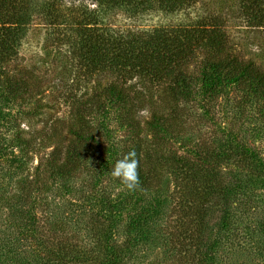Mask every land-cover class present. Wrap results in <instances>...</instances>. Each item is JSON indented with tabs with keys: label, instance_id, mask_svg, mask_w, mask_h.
<instances>
[{
	"label": "trees",
	"instance_id": "1",
	"mask_svg": "<svg viewBox=\"0 0 264 264\" xmlns=\"http://www.w3.org/2000/svg\"><path fill=\"white\" fill-rule=\"evenodd\" d=\"M238 1L241 19L264 27V0ZM194 2L95 0L96 8L81 15L78 39L71 43L75 65L88 79L106 73L105 84H96L102 86L96 97L98 103L80 104L73 121L66 124L68 136L59 139L61 134L55 135L53 147L39 156L30 173L28 167L23 170V162L21 171H26V176L17 191L32 204L35 200L39 204L47 201V206L51 187L59 185L60 191L66 188L73 193V185L67 183L80 172L90 173L84 180L85 189L75 199L81 209L89 210V220L84 225L87 239L80 245L73 236L60 232L62 228L52 219L45 222L48 225H40L35 220L34 206L27 203L23 229L15 244L8 247L5 241L0 242V264H131L139 252L149 248L158 250L162 260L170 259L174 264H221L218 254L226 243L237 238L241 224L233 196L240 191L260 192L264 188V168L246 167L241 169L243 175L238 172L228 180L219 167L228 160L225 152L194 149L198 156L194 159L169 147L162 148L160 134L177 126L175 113L164 114V109L154 108L145 125H141L139 112L145 102L131 97L130 86L124 84L137 76L165 85L169 94L190 95L194 93L189 85L193 78L187 67L197 55L202 68L199 95L213 99L222 90L233 88L243 105L263 100L260 107L264 109V68L230 51L227 33L215 16L201 17L199 21L196 18L191 26L154 27L144 35L118 32L98 19L99 13L105 17L115 12L132 16L149 10L173 13ZM34 8L32 0H0V97L16 103H25L34 88L31 90L24 80L11 76L5 65L17 54ZM114 72L121 77L120 83L106 79ZM109 118L125 132L118 141L107 128ZM260 123L264 125V119ZM149 132L155 133L151 137L157 140L154 145L147 139ZM47 138L36 143L32 138L18 136V147L27 148L24 158L35 150V145L48 148ZM132 149L139 160L141 185L129 192L108 171ZM241 150V158H256L254 150ZM12 162L15 163L13 158ZM108 174L112 185L104 182L109 180ZM17 241L29 242L27 253L17 246ZM259 243L264 252V237Z\"/></svg>",
	"mask_w": 264,
	"mask_h": 264
},
{
	"label": "rangeland",
	"instance_id": "2",
	"mask_svg": "<svg viewBox=\"0 0 264 264\" xmlns=\"http://www.w3.org/2000/svg\"><path fill=\"white\" fill-rule=\"evenodd\" d=\"M32 1L35 8L28 30L14 59L5 67L11 76L24 80L31 90L34 88V93L25 103L0 97V242L5 241L8 247L15 244L23 229L27 203L32 204L23 193L17 191L21 187L22 177L26 176V171H21L23 162L26 163L23 170L28 167L30 173L39 156L53 147L57 134H61L59 139L63 135L68 136L66 124L73 121L80 104L85 101L98 103L96 97L100 95L102 86L96 84L104 85L106 74L97 73L88 79L84 71L75 65L71 50V43L78 39L81 29L79 23L83 22L81 15L86 10L89 12L96 8L95 0ZM239 8L238 0H195L189 7L173 13L149 10L132 16L115 12L109 17L99 13L98 19L102 25L113 27L118 32H142L144 35L154 27L191 26L196 18L199 21L201 17L215 16L227 33L230 51L264 68V27L246 24L239 16ZM200 61L201 57L196 55L187 67V73L193 78L189 85L193 86L194 93L190 95L169 94L164 90L165 85L148 82L142 77L134 76L126 81L124 86H130V96L135 97L137 102H145L144 109L139 112L140 124L145 125L154 108L164 109V114L174 112L177 126L173 131L169 129L160 134L164 141L162 148L169 147L177 154L194 159L198 157L194 155V149L197 152L205 148H210L214 153L225 152L228 160L219 167L228 180L246 167L257 165L264 168V125L260 123L264 116L259 115L264 113L260 107L263 100L243 105L233 88L222 90L213 99L199 95ZM107 77L118 83L121 81L115 72ZM240 107H246V110L240 112ZM106 125L115 141L124 137L125 132L119 130L112 119L109 118ZM152 134L155 133H147V139L153 141L154 145L157 140L151 139ZM18 136L32 138L36 143L47 137L50 141L46 149L41 144L35 145V150L27 152L25 159L27 148L21 150L18 147ZM240 146L245 150H254L257 159L248 155L241 158L239 155L243 150ZM231 150L236 153L233 155ZM108 172L111 173V170ZM84 174L80 172L70 182L67 181V184L73 185V193H68L66 188L60 191L59 185H54L47 196L49 205H44L47 201L35 203L36 200L32 204L36 211L35 220L40 225L52 219L56 226L62 228L60 232L73 236L72 239L80 245L87 239L84 225L89 220V210L81 209L78 200H75L86 187L84 180L91 175ZM109 175L108 179L111 178ZM106 181L112 185L111 179H104ZM233 201L241 216H238L240 229L237 238L221 248L218 254L220 262L264 264L263 245L259 243L264 237V188L260 192L249 190L246 194L240 191L233 196ZM50 214L55 218H51ZM16 244L27 253L28 241H17ZM139 254L131 264H174L170 259L162 260V253L158 250L144 249Z\"/></svg>",
	"mask_w": 264,
	"mask_h": 264
},
{
	"label": "clouds",
	"instance_id": "3",
	"mask_svg": "<svg viewBox=\"0 0 264 264\" xmlns=\"http://www.w3.org/2000/svg\"><path fill=\"white\" fill-rule=\"evenodd\" d=\"M111 176L120 180L129 192L140 189L139 160L134 149L128 151L118 159L111 169Z\"/></svg>",
	"mask_w": 264,
	"mask_h": 264
}]
</instances>
